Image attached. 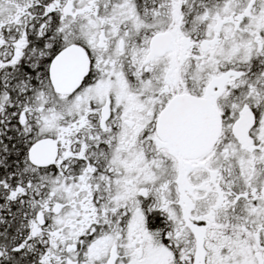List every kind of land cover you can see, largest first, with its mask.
Segmentation results:
<instances>
[{
  "label": "snow or ice",
  "instance_id": "obj_1",
  "mask_svg": "<svg viewBox=\"0 0 264 264\" xmlns=\"http://www.w3.org/2000/svg\"><path fill=\"white\" fill-rule=\"evenodd\" d=\"M0 264H264V0H0Z\"/></svg>",
  "mask_w": 264,
  "mask_h": 264
}]
</instances>
